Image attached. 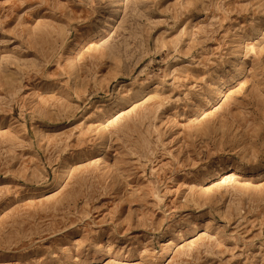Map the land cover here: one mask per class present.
I'll use <instances>...</instances> for the list:
<instances>
[{
  "label": "rangeland",
  "instance_id": "obj_1",
  "mask_svg": "<svg viewBox=\"0 0 264 264\" xmlns=\"http://www.w3.org/2000/svg\"><path fill=\"white\" fill-rule=\"evenodd\" d=\"M0 264H264V0H0Z\"/></svg>",
  "mask_w": 264,
  "mask_h": 264
}]
</instances>
